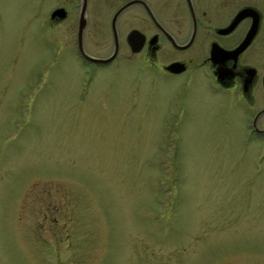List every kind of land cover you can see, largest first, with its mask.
<instances>
[{
	"label": "rangeland",
	"instance_id": "obj_1",
	"mask_svg": "<svg viewBox=\"0 0 264 264\" xmlns=\"http://www.w3.org/2000/svg\"><path fill=\"white\" fill-rule=\"evenodd\" d=\"M39 1L0 0V264H264V144L213 82L89 67Z\"/></svg>",
	"mask_w": 264,
	"mask_h": 264
},
{
	"label": "flooded vegetation",
	"instance_id": "obj_2",
	"mask_svg": "<svg viewBox=\"0 0 264 264\" xmlns=\"http://www.w3.org/2000/svg\"><path fill=\"white\" fill-rule=\"evenodd\" d=\"M49 1L50 11L38 14L40 34L75 41L85 65L142 61L171 76L199 70L213 82L226 120L264 144V0ZM81 48L90 58H115L94 63ZM90 48L108 54L98 57ZM168 48L172 52L161 57ZM173 63L184 70H167Z\"/></svg>",
	"mask_w": 264,
	"mask_h": 264
},
{
	"label": "water",
	"instance_id": "obj_3",
	"mask_svg": "<svg viewBox=\"0 0 264 264\" xmlns=\"http://www.w3.org/2000/svg\"><path fill=\"white\" fill-rule=\"evenodd\" d=\"M138 49L139 48H135V51H138ZM81 52H82V54L85 57H87L88 59H90L94 63H105V64H107V63L112 62L114 60V58H115V56H113V57H111L109 59L90 58V57H88L85 54V52H84V50L82 48H81ZM166 69L169 70V71H171V72H173V73H180V72H182L184 70V65L181 64V63H173V64L169 65Z\"/></svg>",
	"mask_w": 264,
	"mask_h": 264
}]
</instances>
